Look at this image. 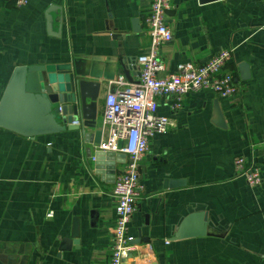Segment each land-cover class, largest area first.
<instances>
[{
  "label": "crops",
  "instance_id": "0c3cea01",
  "mask_svg": "<svg viewBox=\"0 0 264 264\" xmlns=\"http://www.w3.org/2000/svg\"><path fill=\"white\" fill-rule=\"evenodd\" d=\"M151 4L0 0V99L15 65L64 62L75 55L112 57L123 85L117 79H93L102 83L101 123L111 90L139 83L138 56L151 43L146 33ZM133 18H139L140 32L132 29ZM166 22L173 39L159 49L162 76L175 73L182 62L204 63L231 49L228 68L236 73L241 93L230 100L202 89L185 95L175 109L172 97L160 99L159 112L175 126L156 134L141 159L144 190L129 232L137 239L141 230L149 239L136 243L123 264H264V0H172ZM119 59L130 81L119 72ZM243 61L250 64L248 80L240 78ZM216 99L226 128L212 122ZM107 136L104 131L102 139ZM94 150L79 132L31 138L0 128L2 264H106L116 219L115 181L95 173ZM238 155L259 168L260 185L238 174ZM124 164L118 165L116 178ZM165 180L184 183L170 188ZM75 217L80 243L61 251ZM183 224L185 237L174 239Z\"/></svg>",
  "mask_w": 264,
  "mask_h": 264
},
{
  "label": "built area",
  "instance_id": "2783aa9c",
  "mask_svg": "<svg viewBox=\"0 0 264 264\" xmlns=\"http://www.w3.org/2000/svg\"><path fill=\"white\" fill-rule=\"evenodd\" d=\"M26 4L28 0H17ZM172 0H152L146 17V33L151 38L147 52L138 56L141 68L139 83L133 88L121 87L108 94L101 118L106 139L95 145V150L117 151L126 154L123 170L118 174L112 190L115 198L116 219L112 228L111 251L106 264H123L124 257L135 248L130 234V223L143 194L141 159L151 139L175 126L173 119L159 112V101L172 97V108H179L185 95L194 91L213 90L219 97L238 99L241 93L236 73L228 68L232 50L223 49L204 63L191 61L178 65L175 73L162 76L165 69L159 49L173 39V31L166 22ZM123 85V79L118 78ZM119 140H123L118 148ZM94 160V157H93ZM235 168L252 186L262 183L259 168L243 155L235 158ZM49 216L53 212L48 213Z\"/></svg>",
  "mask_w": 264,
  "mask_h": 264
},
{
  "label": "water",
  "instance_id": "95a60500",
  "mask_svg": "<svg viewBox=\"0 0 264 264\" xmlns=\"http://www.w3.org/2000/svg\"><path fill=\"white\" fill-rule=\"evenodd\" d=\"M214 1L218 0H199L200 3ZM51 8L46 12L49 32L52 31ZM131 23L135 32L141 31L139 18H133ZM119 65V72L122 71L130 81L129 70L122 59H119ZM238 67L242 80L251 78L248 62H240ZM117 69V61L112 57L88 55H75L64 62L15 65L0 99V128L31 138L67 131L79 132L86 143L95 147L101 142L104 129L99 123L98 109L102 83L93 79H118ZM212 122L218 127H227L218 99L214 101ZM122 144L123 140H119L118 148ZM88 151L92 156V149ZM93 157L95 173L107 182L115 181L118 165L126 162V154L117 151L94 150ZM183 183L182 180H165L164 187H176ZM184 228L185 224L173 238L185 237ZM148 239L142 237L139 230V237L133 239V243ZM79 243L80 221L75 217L71 234L63 238L60 250H68Z\"/></svg>",
  "mask_w": 264,
  "mask_h": 264
}]
</instances>
